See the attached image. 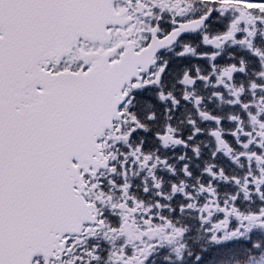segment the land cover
Segmentation results:
<instances>
[{"label": "snow or ice", "instance_id": "obj_1", "mask_svg": "<svg viewBox=\"0 0 264 264\" xmlns=\"http://www.w3.org/2000/svg\"><path fill=\"white\" fill-rule=\"evenodd\" d=\"M0 264H264V0H0Z\"/></svg>", "mask_w": 264, "mask_h": 264}]
</instances>
